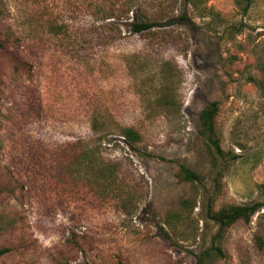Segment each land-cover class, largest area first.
Masks as SVG:
<instances>
[{
    "label": "rangeland",
    "instance_id": "rangeland-1",
    "mask_svg": "<svg viewBox=\"0 0 264 264\" xmlns=\"http://www.w3.org/2000/svg\"><path fill=\"white\" fill-rule=\"evenodd\" d=\"M0 39V264H264V205L209 217L264 204V0H0Z\"/></svg>",
    "mask_w": 264,
    "mask_h": 264
},
{
    "label": "trees",
    "instance_id": "trees-1",
    "mask_svg": "<svg viewBox=\"0 0 264 264\" xmlns=\"http://www.w3.org/2000/svg\"><path fill=\"white\" fill-rule=\"evenodd\" d=\"M188 1V0H187ZM254 0H237L238 4L242 7L243 11L248 12ZM107 18H114V15H109ZM156 26L155 22L140 20L132 22L131 30L134 33H141L148 29ZM7 47L4 40L0 39V49ZM219 103L218 101H212L208 103L200 113V125L201 132L207 138L208 148L215 159H220L224 155V151L220 145L219 140L215 136V118L218 114ZM123 136L129 143L137 142L141 139L140 134L133 128H126L123 131ZM216 161V160H215ZM180 175L183 179L187 181H201L202 177L199 173L190 169L186 165L180 166ZM264 204L256 202L250 204L242 205H231L228 207L221 208L217 211L209 209V217L214 220L219 225V230L217 233V238H220L225 233L226 229L232 224L239 220H244L249 222L252 217L259 211ZM9 249H0V255L6 253ZM213 253L221 255V249L217 247H211L210 249L203 252V256L211 258ZM200 264H205L204 258L199 259ZM91 264V263H88Z\"/></svg>",
    "mask_w": 264,
    "mask_h": 264
}]
</instances>
